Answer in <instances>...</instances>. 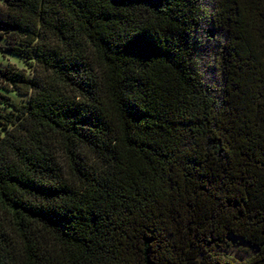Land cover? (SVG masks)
I'll return each instance as SVG.
<instances>
[{
  "label": "trees",
  "instance_id": "16d2710c",
  "mask_svg": "<svg viewBox=\"0 0 264 264\" xmlns=\"http://www.w3.org/2000/svg\"><path fill=\"white\" fill-rule=\"evenodd\" d=\"M0 40V264H264V0H0Z\"/></svg>",
  "mask_w": 264,
  "mask_h": 264
},
{
  "label": "rangeland",
  "instance_id": "374dc122",
  "mask_svg": "<svg viewBox=\"0 0 264 264\" xmlns=\"http://www.w3.org/2000/svg\"><path fill=\"white\" fill-rule=\"evenodd\" d=\"M6 42L4 40H0V46L5 45ZM9 65H13L18 69L25 71L27 75H32L35 67L34 61H29L23 57L11 54L9 52L3 51L0 49V67H7ZM12 96L16 99H21L20 96H17L13 92H10ZM232 247L231 248H223L222 252L235 257L237 259H245L252 254L255 253V248L251 246L249 243L244 242L242 239L231 238Z\"/></svg>",
  "mask_w": 264,
  "mask_h": 264
}]
</instances>
